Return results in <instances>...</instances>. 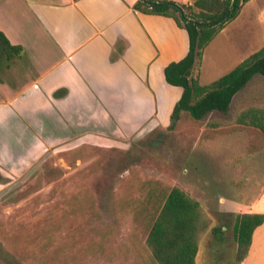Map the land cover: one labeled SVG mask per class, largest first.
<instances>
[{
    "label": "rangeland",
    "instance_id": "374dc122",
    "mask_svg": "<svg viewBox=\"0 0 264 264\" xmlns=\"http://www.w3.org/2000/svg\"><path fill=\"white\" fill-rule=\"evenodd\" d=\"M220 33L204 51L205 85L264 48V0H252ZM252 106L264 108L261 76L226 114L186 117L174 131L123 148L49 152L22 176L0 177V264H157L146 247L149 195L173 187L202 204L212 228L223 227L221 239L202 235L197 264H237L236 216L264 212V133L235 122ZM246 264H264V227Z\"/></svg>",
    "mask_w": 264,
    "mask_h": 264
},
{
    "label": "crops",
    "instance_id": "0c3cea01",
    "mask_svg": "<svg viewBox=\"0 0 264 264\" xmlns=\"http://www.w3.org/2000/svg\"><path fill=\"white\" fill-rule=\"evenodd\" d=\"M137 1L0 0V31L24 50L0 67V177L22 176L49 152L123 148L168 129L182 89L164 71L189 38L173 18L136 11Z\"/></svg>",
    "mask_w": 264,
    "mask_h": 264
},
{
    "label": "trees",
    "instance_id": "16d2710c",
    "mask_svg": "<svg viewBox=\"0 0 264 264\" xmlns=\"http://www.w3.org/2000/svg\"><path fill=\"white\" fill-rule=\"evenodd\" d=\"M250 0H194L192 5L168 0H138L136 11L173 18L187 32L189 51L165 68L166 82L182 89L171 114L169 131L184 118L203 120L209 113H228L234 98L257 76L264 78V48L241 62L233 71L208 85L195 76L205 49L228 23L234 21ZM158 3L151 8L148 4ZM228 14V15H227ZM21 46L13 45L0 31V67L10 68L23 57ZM238 125L264 133V108L248 107L237 115ZM153 216L148 221L146 247L157 264H197L201 237L209 230L221 239L223 227H211L202 204L179 187L166 196L150 194ZM154 199V200H153ZM264 224V214L245 213L235 218L236 263L249 255L255 231Z\"/></svg>",
    "mask_w": 264,
    "mask_h": 264
},
{
    "label": "water",
    "instance_id": "95a60500",
    "mask_svg": "<svg viewBox=\"0 0 264 264\" xmlns=\"http://www.w3.org/2000/svg\"><path fill=\"white\" fill-rule=\"evenodd\" d=\"M151 8H156L159 6L158 3L148 4ZM228 15V14H227Z\"/></svg>",
    "mask_w": 264,
    "mask_h": 264
}]
</instances>
